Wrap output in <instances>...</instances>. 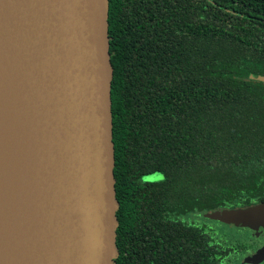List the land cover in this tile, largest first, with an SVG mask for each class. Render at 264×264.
<instances>
[{
	"label": "trees",
	"instance_id": "obj_1",
	"mask_svg": "<svg viewBox=\"0 0 264 264\" xmlns=\"http://www.w3.org/2000/svg\"><path fill=\"white\" fill-rule=\"evenodd\" d=\"M108 26L116 264H244L264 228L186 217L264 201V0H109Z\"/></svg>",
	"mask_w": 264,
	"mask_h": 264
},
{
	"label": "water",
	"instance_id": "obj_2",
	"mask_svg": "<svg viewBox=\"0 0 264 264\" xmlns=\"http://www.w3.org/2000/svg\"><path fill=\"white\" fill-rule=\"evenodd\" d=\"M108 11L0 0V264H116ZM205 216L259 236L264 201Z\"/></svg>",
	"mask_w": 264,
	"mask_h": 264
},
{
	"label": "rangeland",
	"instance_id": "obj_3",
	"mask_svg": "<svg viewBox=\"0 0 264 264\" xmlns=\"http://www.w3.org/2000/svg\"><path fill=\"white\" fill-rule=\"evenodd\" d=\"M160 177H161L160 174L156 173V174H152V175L147 176L146 179L151 181V180H158V179H160ZM186 220L194 221V222H198V223L205 222V224L209 228H212V229L215 230V235L218 238H225V235L223 234V232L227 234L228 232L232 231L230 227L222 226L219 223L205 220V219H203L202 217H200L198 215H190V216L186 217ZM261 230L262 229H259L258 232L260 233Z\"/></svg>",
	"mask_w": 264,
	"mask_h": 264
},
{
	"label": "flooded vegetation",
	"instance_id": "obj_4",
	"mask_svg": "<svg viewBox=\"0 0 264 264\" xmlns=\"http://www.w3.org/2000/svg\"><path fill=\"white\" fill-rule=\"evenodd\" d=\"M204 215H205V214H204ZM196 217H197V216H196ZM214 221H216V220H214ZM216 222H218V223L221 224V225L225 224V223H222V222H219V221H216ZM226 225H231V224H226ZM233 226H234V225H233ZM237 228H241V227H237ZM247 229H249V228H247ZM249 230L251 231V234H252L253 231H252L251 229H249ZM259 234H260V233H259ZM263 244H264V243H263ZM256 249H258V248H256ZM256 249H255V250H256ZM255 250H254V251H255ZM254 251H251L249 254H252ZM249 254H246L245 256H248ZM245 256L242 257V260H241L242 263H243V260H244V257H245ZM261 263H262V262H261ZM261 263H259V264H261ZM244 264H246V263H244Z\"/></svg>",
	"mask_w": 264,
	"mask_h": 264
}]
</instances>
